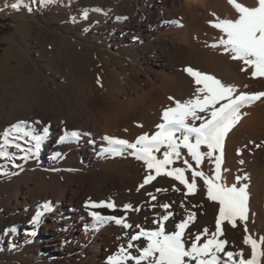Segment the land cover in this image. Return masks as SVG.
<instances>
[{"label": "rangeland", "instance_id": "1", "mask_svg": "<svg viewBox=\"0 0 264 264\" xmlns=\"http://www.w3.org/2000/svg\"><path fill=\"white\" fill-rule=\"evenodd\" d=\"M156 1L55 0L45 6L39 0H25L24 6L13 9L10 5L15 0H0V135L18 121L29 120L34 116L51 120L49 124L52 126L55 121L51 111L58 105L65 111H77L79 114L88 93L94 94L92 101L100 104L101 109L102 105L114 104L113 95L117 100L133 96V93L125 94L123 86L138 84L144 77L136 71L139 61L151 52L149 49L154 48V51L160 53L163 48L157 46L158 39L148 40L132 32L127 20L136 22L141 17L144 6L147 8ZM85 11L86 19L83 15ZM114 16L117 18L112 22ZM203 40L204 44L210 43L208 46L211 47V38ZM165 50L163 54H170L172 68L165 73L167 78L161 77L155 81L157 96L154 94L156 98L152 100L154 96H151L145 104L148 106L165 97V101L156 110L160 116L158 124L162 122L164 109L173 107L175 100L185 101L192 98L196 92L198 86L194 83V78L184 69L190 66L200 71L198 65L191 60L189 52L177 49L172 52L167 47ZM123 64L127 66L128 71H124L126 67L123 68ZM92 65H99L96 77L104 74V84L99 85L96 77L93 81L89 80L87 72ZM36 67L40 68L38 73L35 72ZM83 69L85 72L81 73ZM204 72L215 76L219 74L218 77L225 79L224 71H209V68H206ZM235 78L228 74L224 83L237 85L238 91L241 92H259L248 78ZM229 80L231 82H228ZM54 118L60 116L56 115ZM117 118L121 119V115ZM96 119L100 125H104L102 117L96 116ZM67 121L69 126H72L70 120ZM89 128L92 130L91 125ZM258 134L264 138V128L258 131ZM117 138L126 140L123 136ZM19 142L25 147L30 146L25 141ZM263 144L260 138L253 137L245 147L247 155L251 151L259 152L257 166L253 170L257 177L259 168L264 165ZM185 150L181 149L182 157L187 158L194 168H198L199 165H196L191 157H187ZM34 151L35 155L27 160L19 158L21 153L12 159L0 158V166L8 173L0 174V264H107L106 258L115 254L121 245L127 246L130 237L138 234L141 229L155 230L158 227L157 221H161L167 232L176 231V225L186 219L189 212H194L195 218L189 221L186 227L188 246L195 240V235L204 229H207L209 234L216 231L220 205L218 201H212L208 197L206 189L199 190L197 195L195 191L189 193L174 177H169L164 172L156 175L154 170L143 169L131 171L129 174V170H125L126 163L133 159L127 156L116 158L113 155L98 154L95 155L98 160L96 163L92 161L82 165L76 162L72 152L66 154L64 148L59 149L61 157L55 159L53 154L48 158L47 149ZM213 161L214 158H208V167L213 165ZM174 163L184 164L182 159ZM182 164L177 167H186ZM149 174L155 176V179L140 187ZM186 176L191 180L187 173ZM236 178H231L232 185L236 182L238 187L244 182L250 184L246 179L238 181ZM235 180L236 182H233ZM250 188L247 189V221L250 219L252 202L255 201L257 205L261 203L253 197ZM262 190L264 203V189ZM63 192L67 199H73L79 209L78 216L87 223L93 222V225L88 224L85 233H78L76 220L66 225L65 214L57 206L50 214L54 220L50 221L48 226L41 221L36 226L30 223L35 213L40 210L39 205L50 202L52 208ZM152 196L156 199L153 200ZM89 199L96 202H114L115 208H85ZM165 203L170 205L168 210L161 207ZM125 205L132 207L125 210ZM89 211H98L103 216L126 218L125 222L132 227L125 228L114 221H107L91 229L96 222L88 214ZM168 211L173 215L167 221H162V216ZM247 221L237 219L235 226L232 223L221 226L224 240L228 239L225 250L237 254L243 251L245 259L250 258L252 249L244 240L248 234L255 235L254 232L251 233ZM13 225L16 231L7 233L6 229ZM56 231L66 232L67 235L64 240L55 244L47 238ZM76 232L78 235L74 236ZM261 233L259 236L263 235V231ZM99 242L102 243L99 251H96L95 245ZM146 242L144 237L131 241L135 245L131 249L132 254H138V250L145 246ZM236 259H240L239 255ZM127 264H133V261L129 260Z\"/></svg>", "mask_w": 264, "mask_h": 264}, {"label": "snow or ice", "instance_id": "2", "mask_svg": "<svg viewBox=\"0 0 264 264\" xmlns=\"http://www.w3.org/2000/svg\"><path fill=\"white\" fill-rule=\"evenodd\" d=\"M39 2L47 6L55 0H39ZM229 3L238 16L235 19L216 16L215 20L209 21L213 27L225 34L211 46H223L224 52L230 53L232 59L240 60L253 69L252 77H264V0H258L255 7L246 6L238 0H229ZM24 5L25 0H15L10 7L20 9ZM28 10L31 11V8ZM83 15L86 19L87 11ZM184 71L194 78V83L198 86L192 98L185 101L175 100L173 107L164 109L162 122L156 126L157 131L151 135L142 134L134 142L104 136L103 140L107 142V146H102L99 154L116 156L130 150V154L143 161L149 170H155L156 175L161 174L162 170L165 171L166 175L174 177L184 185L189 193H193L197 188L196 178L203 177L207 185L208 197L212 201H218L220 205L216 231L209 234L208 230L204 229L203 235L207 238L203 243H200L201 235L198 234L190 246H186L184 232L189 221L194 220V212H189L186 219L176 225L177 230L172 232H167L164 224L157 221L158 227L155 230L141 229L138 234L132 235L127 246L121 245L115 254L106 258L107 264H127L129 260L133 261V264H261L264 258V237L257 239L251 234L246 236L244 243L251 245L252 249L251 256L247 259L243 258V251L239 254L226 251L228 242L217 238L218 235H222L223 221H229L235 226L237 219L243 221L248 219L249 184L244 183L238 187L236 184L227 186L221 183V163L225 138L246 114L241 110L264 98V91L240 92L237 85L224 83L214 75L203 73L190 66ZM84 135L90 133L65 130L58 143L78 141ZM46 139L47 129L37 133L30 128L28 122L18 121L0 135V158L12 159L18 153L22 154L19 156L20 159L32 158L35 155L34 150H38ZM19 141H25L30 146L25 147ZM202 146L206 147V151H201ZM182 148L187 150L196 165H201L206 157L214 158L215 174L208 176L194 168L187 158L182 157ZM161 149H164L162 158H158L156 153H160ZM61 155L60 152H55L53 158H59ZM181 159L186 168L173 167L167 170V166ZM187 170H191V180L186 176ZM0 174H8L2 166H0ZM153 179L155 176L147 175L140 187ZM236 179L239 181L249 177ZM152 199L155 200L156 197L152 196ZM101 207L115 208V204L111 201L96 202L91 199L85 203V208L88 209ZM131 207L125 205L124 209L129 210ZM161 207L168 210L170 205L165 203ZM39 209L30 220L34 226L39 225L44 213L51 210L50 202L39 205ZM88 214L96 222L94 227L107 221H114L125 228L132 227L125 222L126 218L103 216L98 211H89ZM172 215L173 213L168 211L161 220L167 221ZM15 231V225L6 229L9 234ZM245 231L247 232L246 227ZM142 237L146 238V245L138 250V254L133 255L131 249L135 245L131 241H138ZM237 255L240 257L239 260L236 259Z\"/></svg>", "mask_w": 264, "mask_h": 264}, {"label": "bare ground", "instance_id": "3", "mask_svg": "<svg viewBox=\"0 0 264 264\" xmlns=\"http://www.w3.org/2000/svg\"><path fill=\"white\" fill-rule=\"evenodd\" d=\"M238 2L249 7H255L257 6L258 0H238ZM213 13H215V16H213ZM216 16L220 18L235 19L237 18L238 13L229 3V0H157L153 4H150L147 8L144 6V9L141 10V17H139L136 22L127 20V23L130 24L131 31L135 32V34L139 37L147 38L148 40L151 38L158 39L157 46L161 49L163 48V50L167 47L171 49L170 51L177 49L189 52L191 54V60L198 65L197 68L199 67L198 69H200L203 73H205L204 69L209 68V71L212 69L224 71L225 79L228 74L235 76V79L248 78L252 85L256 87L257 91H264V77H252L251 72L253 69L244 65V63L240 60L232 59L230 53L224 52L223 46H217L218 48L208 46L210 43H208L207 40H210V38L213 45L219 41L220 37L225 35L221 30L213 27L209 23V21L215 20ZM116 18L117 16H114L112 22H114ZM177 21H179V23H176ZM120 34L122 35V33ZM203 38L207 39L206 41L208 45L204 44ZM146 48H148V46ZM163 50L159 53L158 51H154V48L149 49L151 52L148 54L146 53L147 55L139 61L138 70L136 72L137 74H143L144 77L142 79L139 78L140 80L138 84L132 83V85L126 84L123 86L126 90L125 94L133 93V96L129 95L125 97L124 100H117L114 95V97L111 95L112 99H114V104L102 105L103 108L101 109L100 104L92 101L95 98L93 97L94 94L92 95L91 93H88V97H86L85 103L83 104V109L81 108L82 110H79V114H77V111L75 113L65 111L60 105H58L55 110L51 111V114L53 115L52 119L55 121L52 122V126L49 124L51 123V120L39 116H34L29 120H24L28 122V125L34 132L39 133L42 132L43 129H47V139L41 144L37 151L41 148L47 149L49 158L52 156L51 154L59 152L60 148H64L66 154L69 152L73 153L77 163L87 165L92 161L95 163L98 161L95 155H98L100 148L107 144V142L103 140L104 136H123L126 140L134 142L137 137L142 134L147 133L151 135L155 133L157 131L156 126L158 125V117L160 118L159 114L157 115L156 110L159 108V105L165 101V97L163 96L164 99L152 102L148 106L145 104L151 96L158 93L156 87L154 86V83H156L155 81L161 77L167 78L168 76L165 73L172 68L169 60L170 54H166V52V55L163 54ZM154 52L157 53L154 55L151 54ZM98 66L93 67L92 65L88 70L87 75L90 81L95 79L96 73L100 68ZM106 66L108 67L107 64ZM122 66L123 68L126 67L124 68V71H128L125 64ZM245 68H247V70H242ZM39 69V67H36L35 72L38 73V71H40ZM84 72L85 71L83 69L81 73ZM218 76L215 77L224 82L225 79ZM96 78L99 85L104 84V74L99 75ZM83 79H85V77H83ZM230 80L228 82H231ZM83 82L85 83V80ZM149 87L151 88L147 89ZM99 90L101 91L100 88ZM155 98L156 97L154 96L152 100ZM96 110L98 111L96 112ZM241 111L246 113V116H242V119L238 123L239 126H237V124L229 132L224 141L223 158L221 163V181L227 186H232L231 178L234 180L236 176L239 177L241 175L243 177H249V179H246V181L250 183L249 188H251L249 190H251L253 197L261 203H259L260 205H257L255 201L252 202V205L250 206V219L248 221L251 227V233H255L253 237L259 239L260 237H264V203L262 202V189H264V165L259 168L257 177L253 170L255 166H257L259 152L255 150L251 151L250 154L247 155L245 147L247 146V143L253 139V137H258V139L260 138V141L264 142L263 136L258 134V131L264 128V98L246 106ZM119 114L121 115V119L117 118ZM56 115H59L60 118H54ZM96 116H100L104 119V125L99 124V118L96 119ZM67 120H70V124L72 126H69ZM89 125L92 126V130H90ZM65 130H79L82 133H90V135H84L78 141L58 143L60 137L64 135ZM249 137L250 139L248 140ZM92 141H94V143H92ZM242 149H244V151ZM163 151L164 149H161L160 153H156L158 158H162ZM201 151H206V147L202 146ZM185 153L187 157L190 158L187 150H185ZM217 155H219V153H217ZM123 156L133 159V161H128V163H126L125 170L128 169L129 174L131 171L137 172L143 169L149 170L143 161L136 159L130 154V150L125 151L123 155H116L115 157L120 158ZM207 160L208 158L206 157L202 164L196 169L207 173L208 176H211V174L215 173V164L213 161V165L208 167ZM241 161H243V163H241ZM180 164L182 163H173L172 165L167 166V170H171V168L177 167ZM182 165L184 166L185 164ZM162 172L165 173L163 170ZM186 173L191 176V170H187ZM234 176L235 178H233ZM196 179L197 188L195 190V194L197 195L198 191H201V189H206L207 191V185L205 184L203 177H197ZM243 181H245V179H243ZM233 182H236V180ZM56 206L65 214L67 220L66 225L70 224L73 220H76V226L78 227L76 229L78 233H85L88 229V224L93 225V222L87 223L85 219L82 220L78 216L79 209L73 202L72 198L67 199L65 197L64 192L55 202L54 206H52L51 210L45 212V214L41 217L42 223L47 224V226L51 224L50 221L52 222L54 219L50 214ZM230 223L231 222L229 221H223L221 226H228ZM94 228L95 227H92L91 229ZM261 231H263V235L259 236V234H262ZM192 233L195 234L193 231ZM203 233L204 231L197 233V235H201L200 243H203L207 238V236L203 235ZM185 234L186 229L184 232V239L186 246H188ZM66 235V232L59 233L56 231L55 233H51L47 240L55 242L56 244L59 243V241L64 240ZM75 235H78L77 232L74 236ZM224 237L223 235H218L217 238L224 240ZM101 243L102 242L96 243V251H99ZM261 264H264V258H262Z\"/></svg>", "mask_w": 264, "mask_h": 264}]
</instances>
